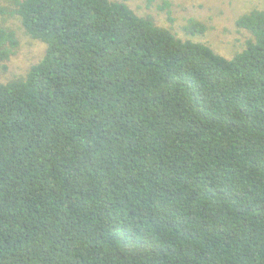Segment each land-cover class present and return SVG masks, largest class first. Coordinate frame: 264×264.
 I'll return each instance as SVG.
<instances>
[{
  "label": "trees",
  "instance_id": "16d2710c",
  "mask_svg": "<svg viewBox=\"0 0 264 264\" xmlns=\"http://www.w3.org/2000/svg\"><path fill=\"white\" fill-rule=\"evenodd\" d=\"M9 2L47 50L0 83V264H264V10L227 59L125 2Z\"/></svg>",
  "mask_w": 264,
  "mask_h": 264
},
{
  "label": "rangeland",
  "instance_id": "374dc122",
  "mask_svg": "<svg viewBox=\"0 0 264 264\" xmlns=\"http://www.w3.org/2000/svg\"><path fill=\"white\" fill-rule=\"evenodd\" d=\"M125 2L139 17L150 18L181 40L209 46L218 55L232 59L246 49L251 34L237 26L238 19L252 10H264V0H111ZM168 6V8H166ZM166 8V9H165ZM0 28L12 30L19 47L8 61L0 60V83L25 79L44 58L47 46L31 38L9 0H0ZM170 13V15H169ZM190 21L207 27L203 35H191Z\"/></svg>",
  "mask_w": 264,
  "mask_h": 264
}]
</instances>
